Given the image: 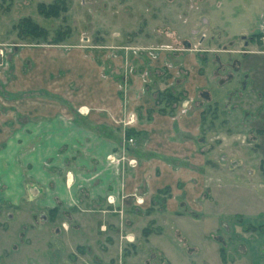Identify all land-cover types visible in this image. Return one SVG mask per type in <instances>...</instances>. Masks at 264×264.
I'll return each mask as SVG.
<instances>
[{"label": "crops", "instance_id": "1", "mask_svg": "<svg viewBox=\"0 0 264 264\" xmlns=\"http://www.w3.org/2000/svg\"><path fill=\"white\" fill-rule=\"evenodd\" d=\"M61 45L59 53L23 54L22 68L28 69L16 73L7 86L11 93L24 94L22 120H18L22 127L10 128L6 147L0 150V201L20 205L28 194V199L36 200V207L48 211L41 219L55 225L57 264H134L123 259L124 252L143 248L140 234L146 228L149 237L153 234L148 224L153 225L158 216L177 214L182 204L199 206L198 222L203 214L208 216L206 221L218 217L215 193L226 184L247 183L244 186L256 192L249 204L264 205V176L253 178L257 169L249 168L246 178L227 176L222 159L213 157L216 149L209 142L212 131H204L203 106L193 104L192 109L183 110L182 103L175 115L161 111L162 105L152 94L154 87L139 74L143 69L144 73L157 69L154 62L142 60L137 71L131 65L128 72L123 60H116L115 66L110 56L109 69L100 55ZM195 61L186 64L190 68L185 75V101L194 99L207 83ZM44 91L62 100L30 95ZM13 103V108H19ZM8 120L16 121L14 116H7ZM110 155L125 159L111 162ZM129 159L136 164L128 165ZM240 163V158L233 160L230 171ZM68 172L70 183L66 181ZM110 195L115 196V204L109 203ZM136 195L144 199L143 204L136 203ZM153 204L162 208L153 211ZM56 207L59 211L52 213ZM260 211L259 217L249 214L252 218L247 224L240 217L215 218L214 234L240 237L237 241L245 248H233L230 253L247 257L251 264H264V209ZM36 215L32 220H37ZM68 222L70 228H63ZM256 234L262 240H256ZM114 252L119 262L112 256ZM198 252H202L200 247ZM207 253L202 259L207 260ZM241 255L234 259L242 262Z\"/></svg>", "mask_w": 264, "mask_h": 264}, {"label": "rangeland", "instance_id": "2", "mask_svg": "<svg viewBox=\"0 0 264 264\" xmlns=\"http://www.w3.org/2000/svg\"><path fill=\"white\" fill-rule=\"evenodd\" d=\"M55 3L65 8L60 16L40 13V4L49 8ZM27 17L49 31L48 41L38 43L19 35L16 26ZM57 32L65 34L64 41L51 43ZM61 44L79 53L100 55L109 69L110 56L115 66L116 60H123L128 72L133 66L137 71L142 60L154 62L157 69L145 73L143 69L139 74L154 87L156 99L168 107L165 113L174 115L188 97L184 87L189 72L186 64L196 62V58L200 63L196 68L207 83L194 99H188L191 104L186 109H192L193 104L203 106L204 131H212L209 142L216 149L213 157L222 159L227 176L250 177L249 168L258 170L253 178L264 176L260 169L264 165V0H0V48L4 50L0 66V150L6 147L10 128L22 127L18 120H22L24 94L11 93L7 86L16 73L28 69L22 68L23 54L43 50L59 53ZM30 95L62 100L50 91ZM12 102L19 108H13ZM7 116H14L16 121H6ZM236 158L241 159L240 167L230 171ZM246 184H226L215 193L219 197L216 215L229 220L240 217L245 224L252 218L249 214L259 217L264 205L256 201L249 204L256 192ZM28 198L25 195L20 205L0 201V264H57L55 225L45 223L41 214L48 211ZM153 206V211L162 208ZM198 208L182 204L177 214L170 215L173 218L158 216L153 225L148 224L151 238L150 231L140 234L143 248L125 251L123 259L134 264H251L247 257L230 253L233 248H245L237 241L240 237L215 235V218L219 216L206 221L208 216L203 214L198 222ZM33 214L37 220H32ZM63 228H70V222L68 226L63 223ZM126 237L130 239L128 234ZM256 240H262L261 236L256 234ZM197 246L204 253L200 254ZM205 252L207 260L202 259ZM239 255L242 262L234 259Z\"/></svg>", "mask_w": 264, "mask_h": 264}, {"label": "trees", "instance_id": "3", "mask_svg": "<svg viewBox=\"0 0 264 264\" xmlns=\"http://www.w3.org/2000/svg\"><path fill=\"white\" fill-rule=\"evenodd\" d=\"M62 9L65 10V8L60 7L57 3L49 5V8L45 4H40V13L45 15L46 17H58L60 16ZM16 28L19 30V35L24 39H28L30 41H37L38 43L49 40V31L46 28L40 26L38 23H36L33 19L29 17L22 19V21L17 24ZM64 35L65 34L61 32H57L56 36L52 38L51 43H62L64 41ZM183 98L184 96L182 95V99ZM157 101L158 104L162 105L161 111L165 112L164 109H167L168 107H166V105L161 101ZM131 134H133V132L128 131V135ZM50 211L52 213H57L59 209L56 207ZM149 231V228H146L144 230L146 234L149 233Z\"/></svg>", "mask_w": 264, "mask_h": 264}, {"label": "built area", "instance_id": "4", "mask_svg": "<svg viewBox=\"0 0 264 264\" xmlns=\"http://www.w3.org/2000/svg\"><path fill=\"white\" fill-rule=\"evenodd\" d=\"M3 61H4V50L0 48V66L3 64ZM190 104H191V100H187V101L183 102V110H185L187 107H189ZM133 141H134L133 138L129 139L130 143H133ZM123 159H125V157L117 158L114 155H110L109 156V161H111V162L120 161V160H123ZM128 161H129L130 165H135L136 164V160L135 159H129ZM70 176H71V173L68 174V177H67V182L68 183H70L71 179H72ZM107 199H108L110 204H115V201H116L115 196L110 195V196H108ZM135 201H136L137 204H143L144 203V199L142 197L137 196V195L135 196Z\"/></svg>", "mask_w": 264, "mask_h": 264}]
</instances>
